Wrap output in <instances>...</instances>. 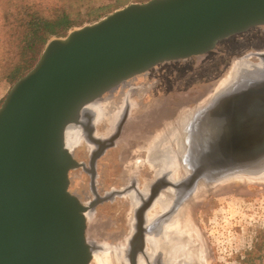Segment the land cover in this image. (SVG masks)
<instances>
[{
  "label": "water",
  "instance_id": "1",
  "mask_svg": "<svg viewBox=\"0 0 264 264\" xmlns=\"http://www.w3.org/2000/svg\"><path fill=\"white\" fill-rule=\"evenodd\" d=\"M258 27H264V0H150L49 41L0 106V264H91L99 248L88 226L97 203L85 205L69 193V174L85 169L65 145L66 130L82 125L86 107L125 82L165 63L207 55ZM259 73L201 113L220 136L197 138L191 172L179 184L188 199L234 181H264L256 177L264 167ZM84 130L83 137L97 143L94 162L109 142L94 138L93 124ZM136 230L128 264H164L144 256L145 229Z\"/></svg>",
  "mask_w": 264,
  "mask_h": 264
},
{
  "label": "rangeland",
  "instance_id": "2",
  "mask_svg": "<svg viewBox=\"0 0 264 264\" xmlns=\"http://www.w3.org/2000/svg\"><path fill=\"white\" fill-rule=\"evenodd\" d=\"M66 1L71 11L82 7H107L112 4L111 0ZM132 2L127 6L148 1ZM89 25L92 24L85 23L82 27ZM77 29L80 28L71 31ZM262 53H264V27H258L220 42L215 50L207 55L186 61L165 63L129 83L148 90L139 101L145 107L162 102L169 107L182 104L186 110H191L196 103L197 106L202 105L206 99L218 93L217 86L226 79L234 63L247 57L248 61L255 63L258 61L256 55ZM11 88L0 78V98L4 97V100ZM221 95L218 94L217 98ZM115 97L116 93L113 90L105 94L102 100L115 99ZM88 145L81 140L80 145L75 147L73 157L77 162L85 161L84 150L86 147L88 152ZM113 152L109 151L99 160L97 166L99 192L120 187L117 172H114L113 162L109 159ZM185 169L188 174L190 172L188 167L186 166ZM88 187V178L80 170L69 174L70 194L84 201L89 195ZM196 199L187 213L194 220V229L203 254L199 257L200 259L204 257L205 264H264V181H234L201 191ZM122 204L123 200L118 199L113 204L104 203L96 207L92 222L88 226V233L93 242L106 247V243L114 245L121 240L113 235L116 232L127 231V220L122 211Z\"/></svg>",
  "mask_w": 264,
  "mask_h": 264
},
{
  "label": "flooded vegetation",
  "instance_id": "3",
  "mask_svg": "<svg viewBox=\"0 0 264 264\" xmlns=\"http://www.w3.org/2000/svg\"><path fill=\"white\" fill-rule=\"evenodd\" d=\"M263 54L264 53L259 54V56ZM256 58L260 61V57ZM130 81L131 80L125 82L114 90L116 93L115 99H108L105 101L101 99L102 101H99L100 106L97 107L95 111L85 110L82 117L83 124L85 126L88 125V127L93 124L96 132L100 127L105 128V131L99 133V135L95 133L94 138H100L102 141H106L105 143L109 142V144H106L109 145V148L104 150L94 162H91L97 148V143L95 144L93 141L88 142L86 138L82 140L89 145L88 152L86 147L84 150L85 161L78 162L84 165L85 170H78L88 178L89 195L84 198V201L78 199L85 205L97 203V205L94 206V212L96 207L101 204H113L118 199H122V211L127 220V231L116 232L113 235L114 237L118 236L121 240L114 245H109L104 242V244L106 243V247L100 245L104 251L99 252V254L106 256L107 254H105V251L107 249L119 246V249L122 251L120 261L123 264H128L125 254L128 251L129 241L130 243L132 242L133 236L137 233L136 229L143 228L145 229L147 242L144 256L151 259L152 262H156L159 257L162 258L161 260L164 264H202V259L199 257L201 255V248L199 247L197 232L194 229V220L188 216L189 213H187L189 207L192 205V200L197 198V194L193 195V192L191 196V199H193L190 200L188 199L190 196L186 195L187 192L184 185H179L181 184L180 182H182L184 174L187 173V169H185L186 166L191 172L193 166L191 155L197 151V139L196 144L192 148H184L183 151H181L182 149L176 146V139L180 134V130L177 129L178 125H180L178 121L185 115L183 111L192 112L197 110V103L192 107L193 110H186L184 108L185 106L183 107L181 104L169 107L166 103L162 102L160 104H150L145 107L139 101L142 100L148 90L144 87L130 84ZM106 105H108V107L111 106L112 109L110 108L109 110H111L110 113L113 115L114 120H112V122L110 121L108 124L106 122H101L97 125L95 123L96 112L97 116L101 117V114L106 112ZM182 108L183 111L179 110ZM140 111L143 112L139 113ZM174 111H179L181 113L177 112L174 114ZM87 116H89V119ZM131 119H133L134 122L136 121V123H139L141 120V124L139 123V125H137L135 123L134 126L136 125L141 134L143 133V136L148 135L149 132L151 133L155 125H158V128L155 126L158 131H161V128L162 130L172 128L170 131L173 130L174 132L172 131L173 133L170 132L169 134L168 132L164 134V136H166L161 140V146L163 145L162 148L160 149V147L157 146L155 148V153H153L148 147H140L139 141L137 143L135 141L134 144H132L133 141H129L132 138L131 132L133 128ZM214 130L211 132V135L213 134L215 137H218L219 132ZM124 135H127V137H124ZM126 141L129 142L125 144L126 146L123 148L122 145ZM109 151H114L109 159L113 162L114 172H117L120 187H114L107 191L99 192L97 188V166L99 160L105 157ZM72 155L74 156V151ZM153 156H155V160H162V164L156 168L155 172L149 164V160H151ZM170 182L179 185V188L169 187L168 185ZM87 214L89 217L90 213L88 212ZM127 215H129V217ZM134 242H136L135 239Z\"/></svg>",
  "mask_w": 264,
  "mask_h": 264
},
{
  "label": "trees",
  "instance_id": "4",
  "mask_svg": "<svg viewBox=\"0 0 264 264\" xmlns=\"http://www.w3.org/2000/svg\"><path fill=\"white\" fill-rule=\"evenodd\" d=\"M146 1L111 0L107 7L71 11L66 0H0L1 80L12 87L35 66L51 39L64 38L131 2Z\"/></svg>",
  "mask_w": 264,
  "mask_h": 264
},
{
  "label": "bare ground",
  "instance_id": "5",
  "mask_svg": "<svg viewBox=\"0 0 264 264\" xmlns=\"http://www.w3.org/2000/svg\"><path fill=\"white\" fill-rule=\"evenodd\" d=\"M247 59H249V58L247 57ZM247 59H242V60L238 61L237 63L233 64L229 73L227 74L228 76L226 77V79H224L222 81V83L220 82L221 84H219L217 86L218 93H216L213 96H210L208 100L205 97V99L207 101L203 100L204 101L203 104L197 106V110H194L192 112L191 111L188 112V111H183V108L179 109V110H182L183 113L185 112V115L183 116V118L178 121V122H180L179 123L180 125H178V128H177L178 130H180V134H179L178 138L176 139V146L179 149H182L181 151H183L184 148L194 147V145L196 144V139L200 136L204 137L205 140H207L209 137H211V132L214 130V127L211 128V126H207V121L204 123L205 119L201 120L200 118L202 117L201 113H203V110L207 111V109L205 107L212 100L216 99L218 97L217 96L218 94L221 95V94L225 93L224 95H226L229 92L233 91L234 89L242 87L246 82H247V84H250V83L254 82V81H252V79H249L252 75L260 76L259 72H261V73L264 72V58L260 61L258 60L255 63H252V62L248 61ZM254 78H258V77H254ZM201 103H202V101H201ZM99 106H100L99 101H97V102L93 103L92 105L86 107L85 110L95 111V109H97V107H99ZM105 107H106L105 108L106 112L101 114L102 118L98 117L97 112H96V120H95L96 122L95 123L97 125H99L101 122L102 123L106 122L108 124L110 121L112 122V120H114L113 115L110 113L111 110H109L111 108V106L108 107V105H106ZM203 108H205V109H203ZM84 111L82 113V117L85 113ZM177 112H179V111H177ZM177 112H175L174 114H176ZM179 113H181V112H179ZM164 115H166V114H164ZM164 115H162V116H164ZM171 116H172V112H171ZM82 117H81V121L83 120ZM131 121L133 124V128H132V132H131L132 138L129 141H131V142L133 141L132 144H134L135 141H136V143L139 141L138 143H140V145H139L140 147H148L150 149V151H153V153H155V148L157 146H159L160 149L162 148L163 145L161 146V140L163 139V137L166 136V135L164 136V134H166L168 132L170 134V132L173 131V130L170 131L172 128H166L167 131L162 130V128H161V131L160 130L158 131V130H156L158 128L157 127L158 125H155L157 128H155V126H154L151 133L149 132L148 135L143 136L142 135L143 133L141 134L139 129L136 127V125L134 126L136 121L134 122L133 119H131ZM139 123L140 124L142 123L141 120L139 121ZM139 123H136V124L139 125ZM158 124H160V123H158ZM83 125L84 124L82 122V125L71 126L65 132V145L72 152L74 151L75 147L78 144L80 145L81 140H85V138L83 137V134H82V132H85ZM202 129H203V131H202ZM128 130H129V128H128ZM145 130H148V129H145ZM104 131H105V128L100 127L98 129V131L96 132V134L99 135V133L104 132ZM124 137H127V135L126 136L124 135ZM169 140H171V139H169ZM129 141H126L122 145L123 148H124V146H126L125 144H127ZM198 142H199V140H198ZM133 147H134V145H133ZM186 152H188V151H186ZM154 157L155 156H153V158H151V160H149V164H150L152 170L155 172L156 168L162 164V160L161 159L155 160ZM259 173H261V174L256 175V177L264 178V167L261 169V171ZM86 218L88 221L91 220L90 216L88 217V214H86ZM98 248H99V250H95L93 252L92 264H123L120 261L122 251H121V249H119V246L107 249L105 251L106 252L105 254H107L106 256L99 254V252L103 251L99 244H98ZM106 258H107V260H106Z\"/></svg>",
  "mask_w": 264,
  "mask_h": 264
},
{
  "label": "crops",
  "instance_id": "6",
  "mask_svg": "<svg viewBox=\"0 0 264 264\" xmlns=\"http://www.w3.org/2000/svg\"><path fill=\"white\" fill-rule=\"evenodd\" d=\"M5 95H6V94H5ZM3 98H4V97L0 98V102H1V100H3Z\"/></svg>",
  "mask_w": 264,
  "mask_h": 264
}]
</instances>
